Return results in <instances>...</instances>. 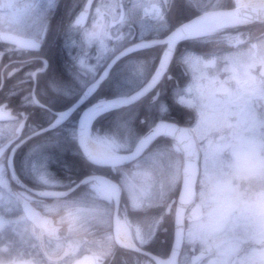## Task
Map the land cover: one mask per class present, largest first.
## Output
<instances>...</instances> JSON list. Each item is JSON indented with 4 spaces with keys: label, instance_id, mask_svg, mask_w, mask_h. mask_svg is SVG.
Masks as SVG:
<instances>
[{
    "label": "snow or ice",
    "instance_id": "snow-or-ice-1",
    "mask_svg": "<svg viewBox=\"0 0 264 264\" xmlns=\"http://www.w3.org/2000/svg\"><path fill=\"white\" fill-rule=\"evenodd\" d=\"M191 5L204 7L200 0H191ZM58 6V0H7L5 10L0 0V27L6 28L0 30V41L5 42L0 44V61L8 59L0 67V121L5 122L0 127V258L10 264H53L68 257H80L73 264H175L185 241L203 243L202 232L223 231L237 208H250L249 202L238 198V187L227 174L213 173V207L207 223L199 231L190 229L186 234L179 227L183 213L177 207L178 227L167 250L155 247L160 235L158 221L153 218L143 228H133L129 221L148 204L166 205L170 192L179 196L180 205L190 203L197 180L204 182L209 164L215 169L220 155L231 147L217 142L214 133L225 125L231 127L233 118L239 124V118L229 117L221 123L201 104L186 98L211 99L217 92L231 96L227 81L217 87L216 77L203 72L201 78L206 83L198 82L193 87L181 71L193 63L194 57L198 65L208 61L215 66L213 57L221 53L218 49L200 52L186 48L184 45L190 40H210V34L190 36L183 26L188 14L184 19H174L166 2L161 5L158 0H85L73 3L69 22L61 33L71 60L65 77L52 71L42 51ZM212 7L218 10L207 14V18L217 20L221 26L241 19L239 5L235 10H229L231 5ZM251 7L257 19L264 20V2ZM89 23L91 28L85 30ZM82 30L83 39L79 35ZM17 32L28 36L22 38ZM107 37L111 39L106 43ZM85 40L89 44L96 41V47L89 49ZM229 40L238 43L239 38ZM256 49L253 44L246 57L225 59L222 66L238 85L240 91L236 95L247 97L246 126L259 124L264 129V82H258L256 75L259 68L264 77V51L258 53ZM90 52H94V59ZM105 57L108 59L100 68L99 62ZM124 57L129 59L119 73L130 82L147 70L145 84L132 94L120 92L113 98L99 100L82 114L75 127L65 130L63 124L77 104L102 87L115 71L113 66ZM25 67L27 70L21 75ZM169 74L177 77L175 95L180 103L187 104L183 110L174 106L173 92L165 83ZM42 80L43 86L38 88L37 83ZM76 92L80 95L75 104L53 111L56 103ZM145 97L155 100L147 105V115L139 122L142 129L135 113L126 119L117 116L108 133L94 129L98 117L131 108ZM15 98H19V107L13 106ZM124 137L135 139L133 151H117L115 139ZM65 139L71 140L76 151L91 164L79 179H60L50 170L56 154L64 151ZM198 140L204 141L199 149ZM252 143L261 152L258 163L264 169V138L257 142L253 137ZM22 147L27 149L25 169L39 178L32 186L18 177L14 167L17 150ZM156 170L163 171L158 190L149 183ZM81 193L79 199H71ZM85 207L96 210L91 219L83 214ZM61 230L71 238L61 236ZM80 232L85 233L84 239L79 238ZM252 239L255 236L236 233L230 244L239 249ZM260 243L264 244V233ZM82 252L87 254L81 257ZM227 257V252H221L210 258L209 264H229ZM192 264H200V257L194 256Z\"/></svg>",
    "mask_w": 264,
    "mask_h": 264
},
{
    "label": "clouds",
    "instance_id": "clouds-1",
    "mask_svg": "<svg viewBox=\"0 0 264 264\" xmlns=\"http://www.w3.org/2000/svg\"><path fill=\"white\" fill-rule=\"evenodd\" d=\"M5 10L7 6V0H2ZM91 2V0H88ZM99 3L100 0H97ZM163 5H168V13L173 15L176 7L182 6L186 9L189 19L184 21L183 26L190 36L207 33L210 34V40L201 41H189L186 45H193V47L185 46L190 51L196 49L194 46H200L202 50L200 52L218 49L220 55L213 57L216 61L215 66L210 65L208 61H203L201 64H197L196 57L193 59L191 65H187L181 69L183 74L188 79V84H192L193 87L196 83H206L201 78V73L209 72L216 77L217 87L221 82L227 81V86L231 89L233 95L229 96L223 93L217 92L211 99L205 97L200 99L199 97L189 96L187 99H193L196 103L201 104L205 110L214 114V117L219 122L226 121L229 117H238L239 124L235 118L231 120L232 126H224L220 131L214 133V138L219 143H228L231 147L222 153L217 162L216 168L213 169L211 164L208 166V178L204 182L200 179L197 180L195 185L194 197L192 201L185 205H180L179 196L173 193H169L166 205L161 204H148L141 210V214L137 217L129 218L130 224L133 228L145 227L147 221L155 219L158 221V228L160 235L157 239L155 247L159 251L167 250L172 242V236L178 227L176 223L175 210L177 207L182 208L183 220L181 227L187 234L189 230L199 231L200 226L207 223L209 219V212L213 207V173L219 175L220 173L227 174L234 185L238 187V198L242 201L249 202L250 208L245 211L242 208H237L232 216L233 219L229 221L228 226L220 232L215 230H208L201 233V240H197L195 244L185 241L184 245L178 250L176 255L175 264H192L194 256L200 257V264H209L210 258H215L221 252L228 253L229 264H262L264 261V244L260 243V235L264 233V169L259 166L258 160L261 152L258 147L254 148L252 138L255 137L257 142L261 138H264V129L259 127V124L255 126H246V115L244 114L247 105L244 103L247 97L236 95L239 88L238 85L230 80V73H227L222 66L225 59H231L236 57H246L251 46L257 45L256 51H264V20L257 19L256 15L252 11V5L264 2V0H200V3L204 7H195L191 5V0H158ZM61 3V0H58ZM73 3H85V0H73ZM213 5H231L229 10H235V7L239 5V12L241 19L234 24H226L221 26L220 23L212 18H207V14L217 11L218 9L212 7ZM247 6V7H246ZM57 9L53 11V14ZM91 20V18H89ZM91 23L86 26V29L91 28ZM0 30H6V28L0 27ZM17 35L22 38H27L28 33L17 32ZM80 38L83 39L84 30L80 32ZM229 37L239 38L238 43L229 40ZM111 39V37L105 38V42ZM86 47L94 49L97 45L96 41L89 44L84 41ZM5 42L0 41V44ZM90 56L94 59V52H90ZM108 57L104 58V61L99 62V67H103V63L107 61ZM256 75L258 82H264V77L260 76V70L257 68ZM121 81H124L128 85V94L134 93L137 89L142 87L148 79L147 70L135 78L132 81H127L126 76L119 73ZM167 88L173 92L174 106L181 110L187 108L186 103H180L177 92V77L169 74V78L165 81ZM187 87V84L184 86ZM147 105H150L155 100V97L148 98ZM95 105V104H94ZM93 106V105H92ZM91 106V107H92ZM89 109V108H88ZM88 109L86 111H88ZM85 111V112H86ZM264 111V109H262ZM145 117H141L139 122H142ZM116 120V119H115ZM98 130V129H97ZM100 131V130H98ZM109 130L103 131L108 133ZM71 142V140H69ZM204 141L198 140L197 145L199 147ZM136 141L133 137H124L122 139H115V146L118 152L126 153L135 149ZM73 155H79L84 168L90 169V162L81 156L77 151L73 152ZM256 159L255 166L253 165V159ZM200 171L203 174L205 172V164L203 160V153L201 152ZM29 173V172H28ZM237 174L242 178L237 179ZM163 171L156 170L153 172L149 183L153 186L154 190H158L162 179ZM32 182L38 181V177H35L29 173ZM66 191H70L67 190ZM85 192L87 189L84 190ZM83 193L71 197V199H79ZM95 209L91 207H85L84 215L91 219L95 215ZM113 219H115V211L113 210ZM242 233L248 236H255V239L250 240L246 245L239 249H233L230 241L234 234ZM61 236L71 238L70 234L61 230ZM80 239L85 238V233L80 232ZM167 246L166 248L164 246ZM86 252L81 253V257L86 255ZM80 257H68L61 261H53V264H73L75 259ZM0 264H10L9 261L4 258H0ZM106 264H117V261H108Z\"/></svg>",
    "mask_w": 264,
    "mask_h": 264
},
{
    "label": "trees",
    "instance_id": "trees-1",
    "mask_svg": "<svg viewBox=\"0 0 264 264\" xmlns=\"http://www.w3.org/2000/svg\"><path fill=\"white\" fill-rule=\"evenodd\" d=\"M61 7L64 11L63 21L64 27L69 22V11L73 8V0H61ZM187 13L183 9L182 6H179L176 11L173 13L174 19H184L186 18ZM55 48L52 45L51 50H49L48 55H46V59L49 61L51 69L53 72L61 74L65 77H68V69L71 64V60L69 57L68 49L65 47L64 40L55 41ZM193 47V45H184ZM196 50H202L200 46H194ZM129 59V57L121 58L120 61L117 62V65H114V72L109 80H107L102 87L98 88L97 91L92 94L89 99L83 104V106L70 115L68 120H66L63 124V128L65 130L71 129L75 127L78 123L79 117L81 113L87 107L92 104L98 102L101 99H110L113 98L120 92L127 90L128 85L121 81L119 76V69L123 66V64ZM43 80L37 83V87L43 86ZM79 92H76L73 96L65 98L59 103H56L53 107V111H62L66 110L67 107H71L72 104H75L79 99ZM14 107H19V98H15ZM136 114V123L138 127L143 128L142 125L139 124L140 118L147 115V99L142 100L139 104L121 110L120 112H108L98 117L94 122V129H98L101 132L105 130L111 129L113 126V122L117 118V116H121L122 118H127L128 116ZM1 126L3 124H0ZM46 127V124L44 125ZM50 133H46L45 135H49ZM63 136L66 137V132L62 133ZM27 149L22 147L17 150V154L14 158V167L18 177L27 185L32 186V180L30 179L28 171L24 167V157ZM76 151V145L72 142H69L65 139L64 143V151L62 153L56 154V162L50 165V170L60 179H79L86 172V169L83 166L82 160L79 155H73V152Z\"/></svg>",
    "mask_w": 264,
    "mask_h": 264
},
{
    "label": "flooded vegetation",
    "instance_id": "flooded-vegetation-1",
    "mask_svg": "<svg viewBox=\"0 0 264 264\" xmlns=\"http://www.w3.org/2000/svg\"><path fill=\"white\" fill-rule=\"evenodd\" d=\"M64 11L65 10H63V8L61 7V3H60L59 6L57 7L56 12L52 16V21H51L52 29L49 32V34H48V36H47V38L43 44V49H42L43 55L45 58H46V55H48L49 50H51V48H53L52 45H54V48H55L56 39L58 41H63L61 33L63 32V30L65 28L64 27V21H63ZM68 16H69V14H68ZM16 58H23V57H14V59H16ZM6 63H8L7 57H5L3 61H0V67H2V65L6 64ZM26 70H27V67L22 69L20 74L22 75L23 71H26ZM164 247L166 248L167 246L165 245Z\"/></svg>",
    "mask_w": 264,
    "mask_h": 264
},
{
    "label": "water",
    "instance_id": "water-1",
    "mask_svg": "<svg viewBox=\"0 0 264 264\" xmlns=\"http://www.w3.org/2000/svg\"><path fill=\"white\" fill-rule=\"evenodd\" d=\"M85 101H86V99H84L82 102H80L79 104H77V107L74 109L73 112H75V111H77L79 108H81V107L83 106V104L85 103ZM96 103H97V102H96ZM96 103H95V104H96ZM93 105H94V104H93ZM91 106H92V105H91ZM91 106H90V107H91ZM90 107H88V108H90ZM88 108H87V109H88ZM87 109H85V110L82 112V114H83ZM73 112H72V113H73ZM82 114H81V116H82ZM81 116H80V117H81ZM79 120H80V118H79ZM79 120H78V122H79ZM0 122H4V121H0Z\"/></svg>",
    "mask_w": 264,
    "mask_h": 264
},
{
    "label": "rangeland",
    "instance_id": "rangeland-1",
    "mask_svg": "<svg viewBox=\"0 0 264 264\" xmlns=\"http://www.w3.org/2000/svg\"><path fill=\"white\" fill-rule=\"evenodd\" d=\"M3 126V125H2ZM1 125H0V127H2Z\"/></svg>",
    "mask_w": 264,
    "mask_h": 264
}]
</instances>
